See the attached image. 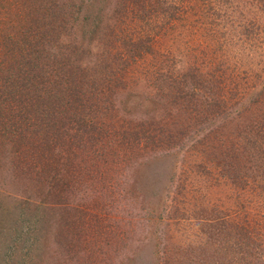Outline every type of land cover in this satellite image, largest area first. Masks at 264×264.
<instances>
[{
	"label": "rangeland",
	"instance_id": "1",
	"mask_svg": "<svg viewBox=\"0 0 264 264\" xmlns=\"http://www.w3.org/2000/svg\"><path fill=\"white\" fill-rule=\"evenodd\" d=\"M0 264H264V0H0Z\"/></svg>",
	"mask_w": 264,
	"mask_h": 264
},
{
	"label": "trees",
	"instance_id": "2",
	"mask_svg": "<svg viewBox=\"0 0 264 264\" xmlns=\"http://www.w3.org/2000/svg\"><path fill=\"white\" fill-rule=\"evenodd\" d=\"M28 30H31V29L29 28ZM22 35H24V34L21 33L20 38L22 37ZM4 39L5 40H9L7 35H5V38ZM13 46H12V48H13ZM24 62H25V60H24ZM26 66L29 69V70L28 69H26V70L31 71V68L34 66V62H30ZM60 66H61V69L59 71H60V74H61V77H60L61 80L59 81V83H60V86H64V89L63 90L66 93L64 91L63 92L65 93V95L70 96L69 93H72V94L75 93V94H77V91L78 90H79V93H81L82 90H83L84 91V95H85V93H88V92H90L92 90L91 87H93V88L96 87L97 80H95V79L92 80V81H90V82H85V78L87 77V75H85V73H87V72L90 73L92 71L88 70L87 67H83L82 63H81V65L80 64H78L76 66L75 65H68L66 67H63L64 66V62H63V64H60ZM54 93H55V95H58L59 94L58 92L57 93L54 92ZM42 119H43L42 114H39L37 116V121L43 123L44 121ZM45 124H47V123H45ZM154 132H155V130L153 132L149 133L148 137H145V138L148 141H150V142H152V141L153 142L154 141H158L160 138H162L161 132H159V131L158 132H155V133ZM247 142H249V140ZM255 146H256V144H254V147L253 148H255ZM58 160H59V158L56 159V161H58ZM56 164H57V162H56ZM45 167L47 168V170L45 172H44V169L41 170V174H43V175H44V173H48V169L54 170V169H52L53 167H49L47 165ZM237 178L238 179L241 178L240 179V182H242L244 180L243 179V175H241L239 173H238V177Z\"/></svg>",
	"mask_w": 264,
	"mask_h": 264
}]
</instances>
